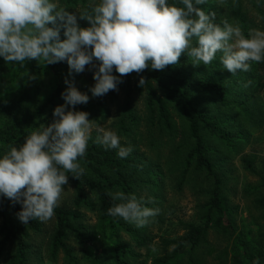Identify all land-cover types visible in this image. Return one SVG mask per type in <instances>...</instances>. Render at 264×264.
<instances>
[{
    "label": "trees",
    "instance_id": "trees-1",
    "mask_svg": "<svg viewBox=\"0 0 264 264\" xmlns=\"http://www.w3.org/2000/svg\"><path fill=\"white\" fill-rule=\"evenodd\" d=\"M82 1L81 13H90L92 7ZM197 7L220 26L228 18L246 38L256 26L252 10L264 19V0H205ZM192 43L195 46V38ZM221 56L218 51L211 63L194 65L186 50L177 65L127 74L117 90L100 97L89 91L95 83L92 70L78 88L88 93L89 101L75 110L87 112L94 125L115 131L121 145L132 152L119 158L116 149L95 142L93 131L84 156L78 157L84 174L77 179L68 173L63 187L72 188L71 195L58 202L47 222L21 223L16 216L21 205L0 197V264H45L43 255L53 262L62 255L64 264H80L73 242L84 249L89 264H205L199 253L212 236L230 243L224 252L228 264H254L257 259L264 264V232L255 245H243L236 237L239 206L231 200L236 155L250 144L255 131H264V60L249 61L248 71L232 74ZM31 71L35 76L28 75L27 81L32 83L38 75H50L43 102L39 89L18 96L11 79L0 82V155L52 121L53 109L64 103L65 79L78 75H69L66 61L41 66L32 60ZM113 74L119 75L115 70ZM239 160L245 172L259 178L246 183L243 193L245 198L254 196L253 205L264 219V161L259 163L256 154ZM186 186L205 200L197 201L195 217L170 231L169 190L183 192ZM117 191L134 194L158 214L140 227L109 215L108 208L119 203L109 193ZM87 212L97 217V224L87 223Z\"/></svg>",
    "mask_w": 264,
    "mask_h": 264
},
{
    "label": "clouds",
    "instance_id": "clouds-1",
    "mask_svg": "<svg viewBox=\"0 0 264 264\" xmlns=\"http://www.w3.org/2000/svg\"><path fill=\"white\" fill-rule=\"evenodd\" d=\"M203 3L99 0L90 13L79 14L89 22L82 27L77 14L59 7L55 0H0V57L21 65L29 60L44 65L66 61L69 75L89 66L95 81L89 87L93 97L117 90L121 78L132 72L177 65L186 50L194 65H207L222 52L220 62L232 74L248 71L249 61L264 60V31L252 30L246 38L239 26L227 21L223 26L215 24L213 16L197 7ZM144 83L141 77L139 85ZM65 84L64 103L53 109L52 121L32 131L19 147L0 155V197L21 205L16 216L25 225L53 217L68 173L77 179L84 174L78 157L84 156L93 131L95 142L116 149L119 158L132 152L131 147L121 145L115 131L94 125L87 112L75 110L90 97L71 80L65 79ZM109 195L119 203L109 207L108 214L138 227L158 214V209L143 206L134 194L117 191ZM254 264H260L259 259Z\"/></svg>",
    "mask_w": 264,
    "mask_h": 264
},
{
    "label": "rangeland",
    "instance_id": "rangeland-1",
    "mask_svg": "<svg viewBox=\"0 0 264 264\" xmlns=\"http://www.w3.org/2000/svg\"><path fill=\"white\" fill-rule=\"evenodd\" d=\"M58 3L59 7L65 8L71 12H74L78 16V23L82 27H87L89 22L86 19H80L79 14L83 11V5L85 2L82 0H78L76 4H65L60 0H55ZM99 0H87L86 4L93 7ZM264 9V8H263ZM219 11V10H218ZM254 15L256 16V26L254 30H262L264 31V19L260 13L256 10H252ZM220 12H216L219 14ZM221 21L222 16L218 17ZM233 18H231L232 20ZM228 18H225L227 21ZM235 20V19H234ZM234 22V21H233ZM31 61H26L23 65L18 62H10L6 63L2 57H0V82L8 81L9 79L16 85V94L20 96L22 93H34L37 89H39V99L41 102L44 100V94L49 90V80L50 75L46 76H37V81L35 83L28 82L27 76L30 75L34 77L35 75L31 71ZM42 66L43 63L39 62ZM92 70L89 69V66H86L85 71L79 73L77 76L72 78H68L74 82L77 88L83 86L88 77L91 75ZM264 96V92L262 93ZM107 129V128H105ZM252 139L250 144L244 148L243 151L239 152L235 158L236 164V172L234 173L231 183L235 187V193L231 195V200L234 204L239 206V215L237 219V238H241L243 245H255V240L259 239V235L264 232V219L262 218V211L256 208L253 205L254 196H249L245 198V194L243 193V188L246 183L251 182L255 183L259 179L258 177L245 172L241 168L240 158L241 156H245L247 154H256L259 157V163L264 161V131H255L252 135ZM257 166L259 167L258 163ZM72 188L67 187L64 188V191L61 193V197L59 203H64L67 200L72 192ZM231 190H233L231 188ZM170 191L169 203L172 204V207L169 208L167 212L168 224L171 226L170 231H174L178 229L180 226V222L184 220L192 219L196 216L197 201H204V195H198L195 192V189L192 186H186L183 192H173ZM88 224H97L98 220L95 215H92L91 212H87ZM263 219V220H262ZM183 231H179L181 234ZM239 235V236H238ZM76 247L77 256L79 258L80 264H89V259H86L84 249L80 246H77L76 242H73ZM230 248V243L227 239H218L214 236L211 237L210 242L202 247L200 256L205 260V264H228L226 262L227 257L224 256L225 250ZM45 264H64L62 255L59 256L58 261L53 262L50 257H45L43 255ZM152 258L148 260L150 263Z\"/></svg>",
    "mask_w": 264,
    "mask_h": 264
}]
</instances>
